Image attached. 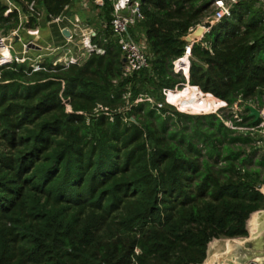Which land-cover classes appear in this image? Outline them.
Listing matches in <instances>:
<instances>
[{
	"label": "trees",
	"instance_id": "obj_1",
	"mask_svg": "<svg viewBox=\"0 0 264 264\" xmlns=\"http://www.w3.org/2000/svg\"><path fill=\"white\" fill-rule=\"evenodd\" d=\"M9 1L23 13L34 2L43 23L70 4ZM139 1L144 20L129 32L143 37L148 69L121 79L108 0L92 39L102 55L66 68L45 62L37 72L0 67V264H203L212 240L246 238L249 217L264 210L257 188L264 156L253 160L264 149L225 126L231 110L224 118L187 115L145 100L162 103L163 89L186 84L173 63L188 47L181 38L211 14V1ZM257 5L240 2L190 47L189 87L228 109L264 106ZM6 9L0 1L5 34L19 25L18 13L4 17ZM35 25L29 18L26 27ZM189 87L183 96L195 108L184 110L204 113ZM256 124L244 110L239 125Z\"/></svg>",
	"mask_w": 264,
	"mask_h": 264
},
{
	"label": "built area",
	"instance_id": "obj_2",
	"mask_svg": "<svg viewBox=\"0 0 264 264\" xmlns=\"http://www.w3.org/2000/svg\"><path fill=\"white\" fill-rule=\"evenodd\" d=\"M8 4L7 10L4 12V17H7L12 11H16L18 13L19 18V26H21V22H24L25 25L28 24L29 18H34L36 22V26H38L44 16L43 10L36 8L34 2L26 3V13H23V19L21 17V9L19 6L13 5L9 0H5ZM70 4L72 3H80L85 6L87 5L88 0H69ZM111 3V36L116 41L118 47L121 51V58L125 59V62L122 63L121 67V79H126L131 77L133 74L143 71L149 68V58L145 51L144 41L141 43H136L133 36L130 34L129 30L133 28L138 22L144 20V15L141 10V2L139 0H108ZM211 5L210 9L211 14L198 26H202L205 28V34L209 33L211 27L217 25L224 19H229L232 16L233 8L238 5L240 2L246 1H254L258 4H264V0H210ZM91 3L96 7L102 8L104 5V0H91ZM69 5L65 6L64 11L68 8ZM63 14L59 17L52 19V21H60ZM195 27V28H196ZM195 28L189 30V33L192 32ZM19 28L8 32L5 35L0 34V67L7 66L10 64H26L32 72H37L42 70V65L45 62L51 64V66L56 67H69V66H81L86 62V60L90 57L91 54L102 55L104 51L92 43V39L96 36V32H94L88 26L82 24L78 18L74 19V32L78 36L80 49L76 54H72L71 50L68 46L64 47H56V48H48L47 52L51 56L50 59H45L44 56H37L35 58H31L28 55V44H23L20 51L14 50L15 38L19 41ZM39 34V30L37 28L27 30V35L31 37H36ZM68 44L72 42V35L70 34L68 37ZM190 50L189 47L186 48L185 55L176 60L173 63V71L175 74H179L178 63L183 59H189ZM189 62V60H188ZM182 67V66H180ZM189 66L187 67V71ZM182 75L184 76L183 70H181ZM186 84L182 86H175L174 89H163L161 94L163 96L162 103H155L152 99L146 98L145 100L156 106L158 110H161L165 107V105L173 106L177 111H181L179 107L173 104L170 101V95L177 91L183 90L188 84V77H185ZM114 84L116 82H113ZM198 89V88H197ZM141 99L135 101V103L140 102ZM222 102V101H221ZM249 106H253V104H247ZM244 105L239 107L238 105H234L230 110L232 113V117L234 121H224V124L227 128L234 130L240 134L249 135L254 140V145L256 148L264 149V106L261 109H257L259 111V117L257 120V124L254 126H244L239 125L242 123V115L243 111L246 110ZM221 108H227L226 104L222 102V106L217 110H214L215 113L218 112ZM247 111V110H246ZM249 114V112H248ZM260 193L264 195L263 190H258ZM259 211V212H263ZM259 212H256L257 215ZM248 231V230H247Z\"/></svg>",
	"mask_w": 264,
	"mask_h": 264
},
{
	"label": "rangeland",
	"instance_id": "obj_3",
	"mask_svg": "<svg viewBox=\"0 0 264 264\" xmlns=\"http://www.w3.org/2000/svg\"><path fill=\"white\" fill-rule=\"evenodd\" d=\"M258 5L263 6V11H264V4H258ZM91 9L92 10H90V12L94 11L93 7ZM95 14H97L96 11H94L93 15ZM91 22L93 24L95 23L96 25L98 24V19L91 21ZM0 34L5 35V33L2 30H0ZM132 35L136 43H141L142 36L138 32V30H134ZM21 36L24 38L23 33H21ZM14 48L17 51L19 49V44L14 43ZM179 75L183 77L181 72L179 73ZM187 87L188 86L184 87L183 90L177 93V96L175 97V99L170 100L173 104H175L177 107L181 109V111H177L174 108L176 112H180V113L187 114V115H197V116L211 114V115L220 116L221 118H224V116L230 114V109L228 108H224V109L221 108L218 112L215 113L214 110H217L222 105H219L218 103H214V101L209 96L202 95L196 88H193L192 91L194 92V94L198 95L199 98L205 103V107L202 109L201 108L199 109V111L201 110V112L203 110L204 113L193 114L190 111L184 110L186 108H195L194 106H191V101H189L190 98L187 99V97L182 96L184 93V90L187 89ZM152 100L155 103H157L155 99H152ZM263 156H264L263 152H258L255 155V157H253V160H256V159L260 160ZM253 166L255 167L254 164ZM261 172H262L261 178H263L264 177V166L261 167ZM257 188L260 191L261 190L264 191V185L258 186ZM254 214H252L249 217L248 221ZM248 221L246 224V227L248 230V236L246 238L212 240L208 244L207 257L203 264H229V263H232L233 261L236 262L237 264H264V215H258V221H259L258 223H260L259 228L261 227L260 228L261 230L259 229L260 232L258 231L259 233H257V235H255V233L251 234L252 232L249 231Z\"/></svg>",
	"mask_w": 264,
	"mask_h": 264
},
{
	"label": "crops",
	"instance_id": "obj_4",
	"mask_svg": "<svg viewBox=\"0 0 264 264\" xmlns=\"http://www.w3.org/2000/svg\"><path fill=\"white\" fill-rule=\"evenodd\" d=\"M0 1L4 6L8 8V4L6 3L5 0H0ZM87 3L88 4L87 5L85 4V6H83V4H80V3L69 4L68 8L62 13L63 16L61 20L57 22L56 21H52L48 23L41 22L42 24L40 23L38 26L35 25L34 27H26L24 22H21V26L18 27L20 29L18 33L19 41L17 39L15 40V43L19 44V49L17 51L21 50V47L23 44H32L35 46V48L34 49L29 48V51H28V55L31 58H35L37 56H44L45 59H50L51 56L47 52V49L52 48V47L56 48V47L68 46L72 54H76L78 50L80 49V46L78 43L79 42L78 36L74 32L75 17L78 18L82 24L91 28L94 32H98L99 30L96 27L101 25V21L98 18L101 8L93 5L91 3V0H88ZM15 6H18V5H15ZM92 7L94 11L97 12V14L93 15L94 11L90 12V10H92L91 9ZM21 17H22V20H24L22 11H21ZM96 18L98 19V24L95 25V23L93 24L91 21L97 20ZM35 28L39 30L38 36L36 37L28 36L27 30H31ZM65 31H67L69 34L72 35V42H70V44H68L67 42L68 37H66L63 34ZM21 33H23L24 38L21 36ZM141 41H144L143 37ZM36 48H39V49H36ZM145 51H146V46H145Z\"/></svg>",
	"mask_w": 264,
	"mask_h": 264
},
{
	"label": "water",
	"instance_id": "obj_5",
	"mask_svg": "<svg viewBox=\"0 0 264 264\" xmlns=\"http://www.w3.org/2000/svg\"><path fill=\"white\" fill-rule=\"evenodd\" d=\"M63 34L66 37H69V35H70L67 31H65ZM204 35H205V28L202 27V26H198L192 32H190L186 36L182 37L181 40L188 45L189 50H190L191 45L194 44V43H197L201 39H203ZM16 39L17 38H15V40ZM28 48L34 49L35 46L32 45V44H28ZM36 49H39V48H36ZM121 61L123 63V62H125V59H122ZM245 109L249 112L248 116L250 118H253V122L254 123L257 122L258 117H259V111L256 108H254L253 106H249V105L245 106ZM258 215H264V211L263 212H259L257 214V216Z\"/></svg>",
	"mask_w": 264,
	"mask_h": 264
},
{
	"label": "bare ground",
	"instance_id": "obj_6",
	"mask_svg": "<svg viewBox=\"0 0 264 264\" xmlns=\"http://www.w3.org/2000/svg\"><path fill=\"white\" fill-rule=\"evenodd\" d=\"M180 66H182V67H180ZM177 67H178V70L181 72V70H183V74H184V76L185 77H188L187 76V67H188V57L187 58H183L179 63H178V65H177ZM181 69V70H180ZM186 72V73H185ZM188 87H189V85H187ZM187 87V88H188ZM190 88V87H189ZM193 89V88H192ZM184 92H186V89L184 90ZM177 96V93H174V94H171L170 95V100L172 99H175V97ZM183 96V95H182ZM180 107H182V106H180ZM184 108V107H183ZM259 221H258V216L257 215H253L251 218H250V220L248 221V228H249V231L250 232H252L251 234H254L255 233V235H257V233H259L260 232V228H259V226H260V223H258ZM260 229V230H259ZM259 231V232H258ZM229 264H237L236 262H232V263H229Z\"/></svg>",
	"mask_w": 264,
	"mask_h": 264
}]
</instances>
